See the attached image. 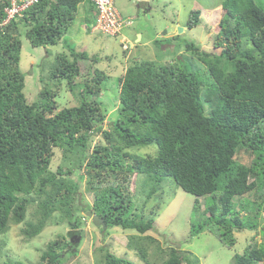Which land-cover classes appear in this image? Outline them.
<instances>
[{
    "label": "trees",
    "instance_id": "1",
    "mask_svg": "<svg viewBox=\"0 0 264 264\" xmlns=\"http://www.w3.org/2000/svg\"><path fill=\"white\" fill-rule=\"evenodd\" d=\"M81 2L39 0L21 18L0 26V255L3 234L10 226L22 224L19 232L30 240L50 221L66 220L65 234L49 240L38 261L30 263L66 264L67 253H75L80 244L71 240L84 235L83 216L77 215L80 184L72 177L82 170L78 179L93 191L86 211L103 218L107 228L135 230L126 247L146 264H151V238L141 234L153 227L154 217L138 214L131 189L128 192L123 184L138 174L148 187L144 204L155 192L163 193L165 177L195 197L192 209L199 218L190 223L191 237L208 230L232 247L236 231L256 230L260 240L235 253L232 264H264V1H222L211 41L219 52L206 51L194 42L184 45L203 63L198 70L181 58L127 65L119 78L118 115L110 130H103L105 113L97 101L108 76L95 66L99 60L95 54L70 48L71 58L61 51L50 66L40 64L50 70L48 79L67 81L80 96L76 105L58 109L55 92L46 87L32 100L24 90L20 27L33 47L50 55L48 46L60 42ZM7 4L0 0V22ZM93 9V5L87 8L91 16ZM95 17L96 10L94 22ZM200 21L199 10H194L187 27ZM81 61L89 62L84 78ZM40 72L39 80L44 82L47 77ZM77 86L80 90L74 91ZM99 133L102 142L91 146ZM151 144L157 146L154 156L126 151ZM54 148L60 149L67 166L51 169ZM240 150L249 155L246 163L238 159ZM100 230L106 231L102 226ZM167 253L157 264H198L189 251L169 247ZM101 261L134 264L109 251ZM0 264L26 263L8 257Z\"/></svg>",
    "mask_w": 264,
    "mask_h": 264
},
{
    "label": "rangeland",
    "instance_id": "2",
    "mask_svg": "<svg viewBox=\"0 0 264 264\" xmlns=\"http://www.w3.org/2000/svg\"><path fill=\"white\" fill-rule=\"evenodd\" d=\"M222 1L114 0L115 7L122 18L130 20V24L126 28L128 30L135 28V30L139 29L143 32L142 40L134 43L131 48L127 47L129 48H126L127 50L122 48L120 36L116 37V35L112 36L98 30H92L94 20L88 10L86 12L88 14L81 10L82 7L78 9L79 11L73 21L62 32L60 42L48 46L50 55H46L42 47H33L25 36V28L21 26L20 40L22 45L19 65L25 74L24 90L27 99L32 100L42 87H46L55 92L58 109L76 105L80 96L69 89L67 81L48 79L50 70L48 68L43 69L41 65L50 66L56 53L61 51L71 58L70 48L95 54L99 59L95 66L103 69L108 76L101 84L102 90L97 96V101L105 113L102 121L103 130H110L112 122L118 115L119 78L123 75L125 66L134 61L158 60L163 62L164 60L181 58L183 64L198 70L199 67H203V63L196 55L185 50V43L194 42L206 51L219 52V48L212 47L211 41L213 33L218 29L217 23L220 18ZM263 1L255 0L259 4ZM82 4L84 8H89L92 5L89 0H82ZM194 10H199L201 21L192 28H188L187 22ZM93 11L95 13V7ZM166 32L172 34L166 38L164 37ZM88 64V61L80 62L83 71L81 78L87 75ZM90 67L92 66L90 65ZM40 71L45 78L47 77L44 82L39 80ZM80 88L77 86L74 91H78ZM213 96L215 98V93ZM90 99H93V96H90ZM215 104L216 99L211 107H214ZM102 138L100 133L94 135L91 139V146L98 141L102 142ZM53 151L51 169L55 170L59 164L67 166V162L63 163L60 149L54 148ZM126 151L133 156H154L157 152V146L151 144L130 147ZM238 159L246 163L249 155L244 150H240ZM127 161L129 160L127 159ZM78 173L72 177H75L80 184L78 195L80 211L77 215L83 216L80 218V228L84 235L77 251L72 254L68 252L63 263L103 264L101 261L103 254L109 251L117 256L128 258L134 264H146L134 250L126 247L128 236L137 234L135 230L113 226L106 228L103 233L100 226L94 225L90 218L85 215L87 206L93 201V191L86 188L83 179H78ZM143 177L142 174H138L136 177L131 175L130 180L123 184L127 187L128 192L131 189L129 193L132 195L134 205L139 208L138 214H142L144 217H154L153 227L141 234L151 238L148 241V255L151 264H157L165 259L169 247L193 253L198 258V264H232L235 253H242L246 245L252 240H260V234L256 230L248 229L235 232L236 242L232 247L223 245L208 230L191 237L189 235L190 223L199 218V213L193 212L192 209L195 197L179 188L171 177H165L162 183L163 193L155 192L144 204L148 187L144 185ZM47 225L38 236L30 240H26L20 234L19 230L22 224L10 226L9 231L3 234L6 236L4 237L5 245L1 251L0 261L3 262L10 257L26 264L36 263L45 244L57 235L65 234L68 229L66 220L58 223L56 219Z\"/></svg>",
    "mask_w": 264,
    "mask_h": 264
},
{
    "label": "built area",
    "instance_id": "3",
    "mask_svg": "<svg viewBox=\"0 0 264 264\" xmlns=\"http://www.w3.org/2000/svg\"><path fill=\"white\" fill-rule=\"evenodd\" d=\"M8 4L4 7L5 18L0 22V26L6 25L10 20L21 18L23 11L37 3L39 0H7ZM96 10V17L92 30H99L109 35L115 36L121 33L122 29L130 24L129 19H123L114 0H89ZM124 40V46L127 44Z\"/></svg>",
    "mask_w": 264,
    "mask_h": 264
},
{
    "label": "crops",
    "instance_id": "4",
    "mask_svg": "<svg viewBox=\"0 0 264 264\" xmlns=\"http://www.w3.org/2000/svg\"><path fill=\"white\" fill-rule=\"evenodd\" d=\"M90 3V2H89ZM91 4V3H90ZM82 7V8H81ZM86 13L87 12V7L84 8L82 2L79 4L78 6V9H80ZM88 14V13H86ZM94 17V12H93V15H92V18ZM128 27V26H127ZM172 34V33H171ZM171 34H168V32H166L164 34V37H169ZM121 37L123 38H126V44L128 45L129 48L133 47L134 46V43H138L142 40V37H143V32L141 30H135V28L131 29L129 28V30L125 27L122 31H121ZM132 37V39H131ZM134 38V39H133ZM135 40V41H134ZM127 66H125L126 68ZM124 68V70H125ZM123 70V71H124Z\"/></svg>",
    "mask_w": 264,
    "mask_h": 264
},
{
    "label": "water",
    "instance_id": "5",
    "mask_svg": "<svg viewBox=\"0 0 264 264\" xmlns=\"http://www.w3.org/2000/svg\"><path fill=\"white\" fill-rule=\"evenodd\" d=\"M181 30V28H179ZM86 216L90 217L92 223L96 226H102V229H106V224L104 223V219L94 214L91 210L85 212ZM73 243L77 244L80 241V237H77L75 240H71Z\"/></svg>",
    "mask_w": 264,
    "mask_h": 264
},
{
    "label": "clouds",
    "instance_id": "6",
    "mask_svg": "<svg viewBox=\"0 0 264 264\" xmlns=\"http://www.w3.org/2000/svg\"><path fill=\"white\" fill-rule=\"evenodd\" d=\"M91 4H92V3H91ZM92 5H93V4H92ZM91 29H92V28H91ZM124 40H126V38H124V37H123V38H122V37L120 38L122 48H123V49H126V48L128 47V45H127L126 47L124 46ZM125 43H126V42H125ZM124 71H125V70H124ZM106 228H107V226H106Z\"/></svg>",
    "mask_w": 264,
    "mask_h": 264
},
{
    "label": "bare ground",
    "instance_id": "7",
    "mask_svg": "<svg viewBox=\"0 0 264 264\" xmlns=\"http://www.w3.org/2000/svg\"><path fill=\"white\" fill-rule=\"evenodd\" d=\"M90 28V27H89ZM92 32V31H91ZM94 32V31H93Z\"/></svg>",
    "mask_w": 264,
    "mask_h": 264
}]
</instances>
